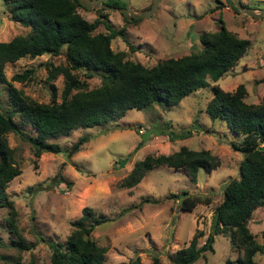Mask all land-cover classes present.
Wrapping results in <instances>:
<instances>
[{"label": "rangeland", "instance_id": "obj_1", "mask_svg": "<svg viewBox=\"0 0 264 264\" xmlns=\"http://www.w3.org/2000/svg\"><path fill=\"white\" fill-rule=\"evenodd\" d=\"M151 1L128 0V3L132 9L141 10ZM231 1L160 0L151 15L127 20L117 9L103 5L77 7L78 13L88 21L99 11L104 13L113 27L122 29L121 35L110 39L109 47L145 66L198 50V34L218 29V15L224 26L246 38L248 45L236 63L218 78L212 80L206 76L205 86L189 92L174 104L154 102L144 109L129 108L113 121L77 127L66 135L46 138L58 143L62 148L60 152L44 151L34 158L27 140L11 131L5 133L19 173L6 182L4 190L15 211L18 233L26 243L34 245L28 249L13 245L18 238L6 222L9 209L0 206V264H16L30 258L37 264L47 263L50 249L46 241L63 242L73 228L71 221L81 215L83 206L91 209L92 216L100 213L105 217L88 234L105 247V262L127 263L136 259L135 264H171V255L186 245L192 234L197 235V245L203 242L212 209L221 199L222 185L237 176V164L242 156L228 143L230 140L239 142L242 135L234 134L222 120L211 119L204 111L211 88L218 86L231 91L241 83L245 88V102L257 103L264 97V16H248L233 9ZM240 1L254 8H264V0ZM1 9L0 3V41L29 30L28 26L10 20ZM93 31L106 30L99 22ZM57 64L66 65L62 51L54 55L21 56L4 62L2 70L15 88L35 101H59L62 75L47 77L51 65ZM28 68L31 69L28 78L10 79L13 73ZM71 71L84 80L86 88L99 84L97 73L86 76L81 69ZM5 108H9V100L5 83H0V110ZM13 117L17 120L15 115ZM20 127L27 133L35 132L28 124ZM186 128L188 136L169 139V132ZM80 135H85L86 140L76 150H71V144ZM138 142L141 145L138 146ZM179 146L207 149L216 155L218 165L208 171L198 168L194 182L181 168L157 165L133 186L119 185L133 161L146 153L169 152ZM127 153L126 161L118 165L117 159ZM183 189L208 198V202L196 203L190 209H177L175 199L168 194ZM145 197L156 201L144 200ZM246 225L260 242L264 204L253 209ZM39 235L44 240H39ZM211 245L212 250H205L190 264H237L236 257L241 250L230 245L227 235H213ZM253 259L264 264V253L255 252Z\"/></svg>", "mask_w": 264, "mask_h": 264}, {"label": "trees", "instance_id": "obj_2", "mask_svg": "<svg viewBox=\"0 0 264 264\" xmlns=\"http://www.w3.org/2000/svg\"><path fill=\"white\" fill-rule=\"evenodd\" d=\"M0 3L1 10L7 13L10 20L29 27L24 34L0 41V83H5L9 100V108L0 110V206H8L6 222L18 238L13 243L18 249H28L34 243H26L18 233L14 222L15 211L4 190L6 182L19 173L5 133L11 131L27 140L34 158L44 151L60 152L62 148L59 144L46 138L66 135L77 127L113 121L129 108L144 109L154 102L174 104L189 92L205 86L206 76L212 80L218 78L236 63L248 45V40L229 31L218 15V29L198 34V50L178 57L162 58L145 66L124 58L121 51H113L109 41L113 36L121 35L122 29L113 27L100 11L93 20H86L77 11V7L81 6L78 0H0ZM104 3L123 5L122 0H105ZM231 6L236 9L232 1ZM99 22L104 25L105 32L93 31ZM61 51L66 65H51L47 74L48 78L62 75L59 101H35L15 88L4 76L2 66L6 61H14L25 55H54ZM72 69H81L86 76L97 73L99 84L86 88L84 80L76 76ZM30 72V68L15 72L10 79H26ZM244 93L245 88L241 83L231 91L218 86L211 88L204 111L209 118L222 120L234 134L242 135L239 142H228L242 156L237 164V176L229 178L222 185L221 199L212 209L205 239L197 245V235L192 234L188 243L171 255V264H190L205 250H212L211 242L215 234L227 235L230 245L241 250L236 257L237 264H259L253 255L255 252L264 253V229L258 242L246 225L253 209L264 204V97L257 103H247L243 100ZM24 124L35 132H25L20 127ZM188 135V128L168 133L171 140ZM86 138L85 135L78 136L71 144V150H76ZM127 156L128 153L118 158L117 164L122 165ZM218 162L215 154L202 148L179 146L169 152L146 153L133 161L119 180V185L133 186L146 171L157 165L181 168L194 182L198 168L208 171ZM168 195L175 199L177 209H190L196 203L208 202V198L189 194L184 189ZM144 200L156 201L150 197ZM92 215L88 206L81 207V215L71 221L73 228L63 242L53 239L46 241L50 253L45 264L137 262L136 259L127 263L104 261L105 247L98 245L88 234L105 217L100 213ZM37 238L44 240L40 235ZM156 261V256H153V262ZM16 264L37 263L30 258Z\"/></svg>", "mask_w": 264, "mask_h": 264}, {"label": "water", "instance_id": "obj_3", "mask_svg": "<svg viewBox=\"0 0 264 264\" xmlns=\"http://www.w3.org/2000/svg\"><path fill=\"white\" fill-rule=\"evenodd\" d=\"M103 0H78V3L84 8H98L102 4ZM160 0H152L150 5L141 10L132 9L128 3V0H123V6H109L105 5V7H111L117 9L126 19H137L151 15ZM233 5L237 10L242 13L251 16V17H260L264 16V8H254L251 6L243 5L240 0H232Z\"/></svg>", "mask_w": 264, "mask_h": 264}, {"label": "flooded vegetation", "instance_id": "obj_4", "mask_svg": "<svg viewBox=\"0 0 264 264\" xmlns=\"http://www.w3.org/2000/svg\"><path fill=\"white\" fill-rule=\"evenodd\" d=\"M105 0H103V2H104ZM103 4V6L105 7V5H109V6H112L111 4H109V3H102ZM123 5H124V3H123ZM122 5V6H123ZM109 8H111V7H109Z\"/></svg>", "mask_w": 264, "mask_h": 264}]
</instances>
